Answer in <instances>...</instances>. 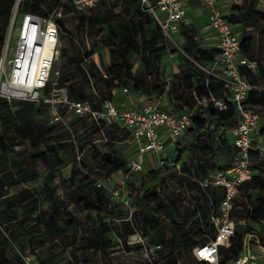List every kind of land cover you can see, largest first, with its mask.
Segmentation results:
<instances>
[{
  "label": "trees",
  "instance_id": "obj_1",
  "mask_svg": "<svg viewBox=\"0 0 264 264\" xmlns=\"http://www.w3.org/2000/svg\"><path fill=\"white\" fill-rule=\"evenodd\" d=\"M15 1L0 0V58L1 51L5 46ZM116 1L137 4L138 18L132 21L122 18L115 11L116 4L113 7H107L105 0H98L94 9L77 13L75 16L77 29L85 30L83 49L72 38L68 40V48H61V56L66 58V63L64 65L65 71L61 74L60 84L68 87L74 100L89 102L94 109L101 110L104 101L114 100L117 93L128 88L134 93L150 98H160L167 94L171 103V111L179 112L189 111L194 107L198 98L207 96L209 92L223 95V85L216 78H209L195 64L196 76L195 74L185 76L188 90L175 94L172 86L179 79L174 78L170 83L166 80L165 56L168 51V44L153 16L141 8L140 0ZM260 1L245 0L243 8L237 7L239 20L233 16L227 18L236 27L238 24H242L247 28H260L261 40H263L264 12L256 10ZM44 2L46 0H26L23 10L47 15L48 13L42 8ZM55 3L58 7L61 1L55 0ZM66 11L67 14H71L73 10L66 5ZM62 28L63 34H66L68 30L65 28L64 22H62ZM241 36L243 41L242 55L259 62L257 74L243 70L247 80L260 88V90L250 92L244 103V108L260 115L262 122L259 135L264 136V65H262V61L256 59L260 50V48L258 49L259 43L254 37L245 34ZM92 37H96L98 40L91 47L89 39ZM97 45H100V49L110 51L109 66L105 65V60L98 52ZM183 51L191 55L193 60L202 66L214 62L219 54L218 49H197L193 44L185 46ZM69 52L73 53L72 57L68 56ZM136 55L143 65V75H138L133 71L132 58ZM96 56L98 60L95 59ZM68 78L71 79L69 83L66 81ZM93 79H102L108 83L107 90L102 96L100 95L97 101L94 96L87 97L85 95L86 90L94 88ZM181 83L184 84L183 81ZM14 107L17 109L14 110ZM44 114L51 122L48 108L44 105L25 101L9 102L0 99V264H24L25 257L35 254L38 246H45L55 239L65 238L71 225L74 228L75 240L70 244V247L74 248L77 235L80 232L81 217L84 215L87 217L93 214L97 215L92 228V240L85 247L86 251L99 252L105 255L113 247L114 244L109 236L111 228L105 221L107 216L112 220L121 221L127 229V234L130 237L133 236L132 227L127 224L129 209L122 203L116 202L113 196L109 200L105 191L102 190L107 187L93 188L87 192L85 191L86 187L78 188L74 199L81 202L83 206L76 208V215L69 220L71 224L65 225L62 207L59 199L55 197L58 188L52 186L54 174L43 181L41 189L48 198L51 209L48 212L39 211L36 214V211L32 209L34 203L30 209L27 208L32 214L31 220L35 219L36 225L29 226L30 220H25L18 212V208L27 204L31 199L30 187L39 184L41 179L38 169L39 163H47L51 160L54 164H61L63 161L60 152L66 146L59 144V142H52V138H50L53 132L51 126L39 119ZM239 120L240 114L233 102L228 103L226 111H219L211 104L202 106L193 116V126L184 136L182 143L179 144L171 163L165 169L158 168L147 172V180L156 182L157 190L160 188L158 185L167 182L168 178L171 180L176 177L181 178L184 185L179 190L181 197L177 195V200L174 199L175 201H173L174 206L181 207L182 204L189 203V207H192L200 217L197 222V230L183 232L179 223L163 226L162 229H159V220L155 216L149 217L145 216L144 213L142 214L144 222L150 224L155 230V235L159 237V240H155L154 244L161 247L164 252H169L171 256L180 252L188 255L194 262L196 261V264H202L193 257L194 249L197 246L207 244L215 237V229L210 223V215L213 205L217 207L221 201V192L216 188L204 191L201 189L199 181L217 170L227 169L237 157L238 151L234 147L230 135L227 133L219 134L218 128L224 127L227 130H232L237 126ZM78 121L90 123L85 119H78ZM90 124L95 130L102 132L100 128ZM119 130L128 131L120 125L104 128L106 139L114 140V133ZM16 147H22V149L15 151ZM194 150L205 153V155L210 151L211 154L215 155V158L221 160V155L224 152L227 155L226 162L224 161L225 164L222 166L212 159V162L210 160L206 164L200 163L198 176L197 174L191 176L186 172L185 165L189 152ZM217 151H220L219 155ZM129 157L130 155L126 156L120 150H115L110 156L100 161V167L108 172L106 181L115 173L129 172ZM257 158L264 161V158L254 155V160ZM73 175L75 176L76 173ZM186 178L188 179L186 180ZM20 186H27V188L11 192V189ZM145 186L146 182H143L138 192L143 191ZM250 190H255L256 194H248L247 202L242 203L241 210H236L239 202L237 199L235 201L233 217L237 216L242 219L246 223V227L236 230L230 243L221 247L222 264H232L238 260L243 254L244 244L247 240L256 255L264 251V178L255 174V170L252 179L245 182L240 188L239 196H241L242 191L249 192ZM131 198V205L134 208L133 190H131ZM205 203L209 205L208 208L204 206ZM204 224L211 227L210 235L206 234ZM253 225L261 227L260 232L254 233ZM203 235L206 237H202ZM20 236H27V241L20 245V249L13 256L9 257V249ZM51 263L50 259L40 261V264ZM72 263L99 264L98 261L93 260L83 263L77 255L72 258Z\"/></svg>",
  "mask_w": 264,
  "mask_h": 264
},
{
  "label": "built area",
  "instance_id": "obj_2",
  "mask_svg": "<svg viewBox=\"0 0 264 264\" xmlns=\"http://www.w3.org/2000/svg\"><path fill=\"white\" fill-rule=\"evenodd\" d=\"M201 1L209 15L219 50L212 68L202 70L223 85V95L209 92L207 96L198 98L192 109L179 112L164 107L162 97L157 100L149 98L140 105L131 104L123 109L114 100H106L101 110L94 109L89 102L74 100L68 87L60 84L61 73L56 69L61 61L62 22L66 16L75 17L77 13L94 9L98 0H62L60 6L47 15L24 11L26 0H16L3 57L0 58V99L44 105L48 108L51 122L65 126H69L74 117L85 119L100 128L105 140L106 127L120 125L131 132L133 151L138 156L129 160V172L115 173L108 179L109 184L98 183L99 188H104L114 186L113 182L117 181L111 193L116 202L129 209L128 220L133 216L132 174L143 172L149 157L156 160L158 168L165 169L174 158L181 140L192 128L193 116L199 108L211 104L219 111H226L228 103L233 102L240 120L234 129L219 127L218 133L230 135L238 155L227 169L217 170L199 181L204 191L219 189L221 201L217 207L213 205L210 215L215 237L207 244L197 246L193 254L202 264H222L220 249L230 243L236 232L233 214L239 190L254 175V155L264 158V136L259 135L261 117L244 108L250 92L260 88L247 80L243 70L254 72L259 62L242 55L241 33L221 10L220 0ZM66 5L72 8L71 14L66 13ZM140 5L153 16L167 44L173 42V36L179 34L183 26L190 24L184 0H140ZM47 47L50 50L45 60ZM10 51L13 53L9 58ZM165 74L168 83L174 80L168 68ZM120 92L126 98L134 93L128 88ZM136 236L134 234L131 238ZM232 264H258L248 240L243 254Z\"/></svg>",
  "mask_w": 264,
  "mask_h": 264
},
{
  "label": "rangeland",
  "instance_id": "obj_3",
  "mask_svg": "<svg viewBox=\"0 0 264 264\" xmlns=\"http://www.w3.org/2000/svg\"><path fill=\"white\" fill-rule=\"evenodd\" d=\"M58 1L60 2L62 0ZM244 2L245 0H235V2L232 3V9L228 11L227 14L239 20V15L236 10L237 7L243 8ZM105 4L107 7H113L114 4H116L117 7L115 11L119 13L122 18L129 21L138 18L137 4L131 2L126 4L123 1L116 0H105ZM56 7L55 0H46L42 8L46 13H51ZM258 8L264 10V1L259 2ZM63 22L68 32L62 35L61 48H68V40L72 38V40L83 49V33L85 30L77 29V18L74 16H66ZM253 32L254 36L259 39L260 50L256 59L262 61V65H264V39L261 40V30L260 28H253ZM89 40V45L92 47L98 39L92 37ZM97 49L103 56L105 65L109 66L110 51L108 49H100V45H97ZM12 51L9 52V58L13 53ZM1 53V57H3L4 48ZM68 56L72 57L73 53L69 52ZM95 59L98 60L97 56ZM132 61L134 64L133 71L138 75H143L144 68L139 57L137 55L134 56ZM65 63L66 58L61 56V61L56 66V69L61 74L65 71ZM195 72L196 70L193 64L188 62L184 63L183 67L175 75V79H179V81L175 82L176 84L173 86L171 85L175 94L188 90L185 76L189 74H195L196 76ZM70 80V78L66 79L68 83ZM182 81L184 82L183 85L181 83ZM92 84L94 88L86 90L85 95L87 97L94 96L97 101L100 95L102 96L107 90L108 83L102 79H93ZM16 109L17 107H14V110ZM39 119L51 126L53 132L50 138H52V142H59V144H64L66 146L65 149L60 152L63 161L61 164H54L51 160L47 163H39L38 169L41 174L39 184L35 187H30L31 199L28 201V205L24 204L20 206L18 212L25 220H30L29 226L36 225L35 219L31 220L33 217L31 216L32 214L29 213L30 206L34 203L32 209L36 211V214L39 211L48 212L51 209V204L44 193H42L41 189L43 181L51 174H54L52 186L58 188L55 197L59 199L62 207L64 216L63 222L65 225H70L71 223H69V220L76 215V208L83 206L81 202L74 199L77 194V189L83 186L86 187L85 191L87 192L93 188L99 189L98 183L100 182H107L109 184V182L106 181L108 172L100 167V161L110 156L115 150H120L126 156L130 155V160L138 156L137 152L133 151L132 134L126 130H119L114 133V140H105L102 133L91 127L90 123L78 121L76 117L70 120L69 126L50 122L46 114L39 117ZM21 149L22 147H16L15 151ZM217 153L219 155L220 151H217ZM223 154L221 155V160L217 159V157L215 158V155L211 154L210 151H208L207 155L196 150L191 151L189 152L187 164L185 165L186 172L191 176L196 174L198 176V165L200 163L206 164L210 162L211 159L213 161L216 160L218 165L222 166L225 164L224 161L227 157L224 152ZM145 163V170L143 172L132 174L131 190H133V198L135 197V199L133 216L131 220L127 221V224L129 227H132L133 235L137 234L135 238H131L127 234V229L122 225L123 223L121 221L112 220L107 216L105 221L111 228L109 236L114 244L113 247L110 248L105 255L99 252L86 251L85 247L92 240V228L97 215L93 214L90 217L84 215L81 217L82 223L80 225V232L77 235V242L74 248L70 247V244L75 240L74 228L71 225L65 238L55 239L45 246H38L35 250V254H30L25 257L24 264H40V261L45 259H50L52 262L51 264H73L72 258L75 255H77L83 263L93 260L98 261L99 264H196V261L194 262L192 258L186 254L177 252L174 256H171L169 252H164L161 247L154 244V241H158L159 237L155 235V230L152 229L151 225L144 222L142 218L143 213L145 216H155L159 220V229H162L163 226L179 223L183 232H194L197 230V222L200 217L192 207H189V203L182 204L181 207L174 206L173 201H175L174 199L177 200V195L181 197V192L179 193V190H181L184 185L181 178L176 177L173 180L168 178L169 180L167 182L165 181L163 184L158 185L160 188L157 190L155 187L157 183L152 180L148 181L146 178L147 172L158 169L156 160L154 158L150 159L149 157ZM253 165L255 174H259L264 178V161L257 158L254 160ZM74 173H76L75 176L73 175ZM187 179L188 178H186V180ZM115 182L117 181L115 180ZM115 182H113L114 186H116ZM143 182H146V186L143 191L138 192ZM114 186L107 185V188L102 189L105 191V195L109 200L112 199L111 191ZM26 188L27 186L16 187L11 189V192ZM248 194H256V192L255 190H250L249 192L242 191L241 196L237 198L239 205L236 210H241L242 203L247 202L246 197ZM204 206L207 208L209 207L206 203ZM27 208L29 209L27 210ZM234 222L237 231L246 227V223L237 216L234 217ZM204 227L206 229V234L210 235L212 230L211 227L206 226V224H204ZM39 228L41 229L42 227L40 226ZM253 228L254 233H258L262 229L256 225H253ZM204 236L205 235L202 237ZM26 241L27 236H20L16 242H13L8 251V256H13V254L20 249V245L24 244ZM253 254L256 255L254 252ZM258 254L259 255H256L257 263L264 264V251ZM163 255L164 257H161Z\"/></svg>",
  "mask_w": 264,
  "mask_h": 264
},
{
  "label": "crops",
  "instance_id": "obj_4",
  "mask_svg": "<svg viewBox=\"0 0 264 264\" xmlns=\"http://www.w3.org/2000/svg\"><path fill=\"white\" fill-rule=\"evenodd\" d=\"M185 5L188 12V19L190 21L189 25L183 26L182 30L179 34L173 36V42L168 44V51L165 56L166 69L170 71V76L175 78V75L179 72V70L183 67L185 62L195 64L199 68L211 69L214 62L207 64L206 66H202L199 63L193 60L191 55L186 54L183 51L185 46L189 44H193L197 49L210 50L217 49V37L210 26V18L207 12L205 11L204 5L201 0H184ZM262 1V0H261ZM235 0H220V8L225 14L226 17L228 11L232 9V3ZM259 5V4H258ZM257 8L256 10L264 12L261 8ZM237 11V10H236ZM238 31L241 35H248L254 37L253 28L244 27L242 24L237 25ZM259 40L258 38H256ZM259 43V42H258ZM259 49V44H258ZM258 56V55H257ZM165 69V70H166ZM220 70V69H219ZM254 73H258V69L254 71ZM166 77V74H165ZM163 99V105L167 109H170V99L165 94L161 96ZM150 97L133 93L130 98H126L123 93L119 92L114 97L115 104L120 108H126L131 104L140 105L142 102L146 101ZM151 99H159V98H151ZM153 157H150L152 159Z\"/></svg>",
  "mask_w": 264,
  "mask_h": 264
},
{
  "label": "bare ground",
  "instance_id": "obj_5",
  "mask_svg": "<svg viewBox=\"0 0 264 264\" xmlns=\"http://www.w3.org/2000/svg\"><path fill=\"white\" fill-rule=\"evenodd\" d=\"M49 50H50V49L47 47V48L45 49V51H44V59H45V60H46L47 57H48Z\"/></svg>",
  "mask_w": 264,
  "mask_h": 264
}]
</instances>
